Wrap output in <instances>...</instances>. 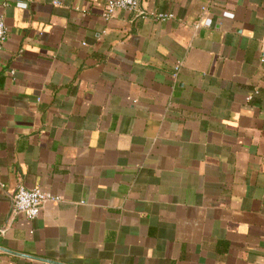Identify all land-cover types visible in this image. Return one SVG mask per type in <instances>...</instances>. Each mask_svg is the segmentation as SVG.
<instances>
[{"label": "crops", "instance_id": "obj_1", "mask_svg": "<svg viewBox=\"0 0 264 264\" xmlns=\"http://www.w3.org/2000/svg\"><path fill=\"white\" fill-rule=\"evenodd\" d=\"M105 3L0 0V264H264V0Z\"/></svg>", "mask_w": 264, "mask_h": 264}, {"label": "built area", "instance_id": "obj_2", "mask_svg": "<svg viewBox=\"0 0 264 264\" xmlns=\"http://www.w3.org/2000/svg\"><path fill=\"white\" fill-rule=\"evenodd\" d=\"M7 3L8 0H4L5 6ZM139 3L140 0H106L103 10V18L109 20L119 10L138 12ZM16 7L25 9L26 4H17ZM138 14L141 15L140 12H138ZM224 15L230 16L229 14ZM155 18L158 21L164 22L171 20L173 16L171 14H156ZM7 38L8 30L4 24L3 18L0 16V51L6 43ZM178 70L179 64L174 67V77L177 75ZM0 187H2V185H0ZM47 201H58V198L43 193L38 189L26 190L22 186H19L12 199L11 213L15 216H21L25 219L33 220L39 215L43 204Z\"/></svg>", "mask_w": 264, "mask_h": 264}]
</instances>
